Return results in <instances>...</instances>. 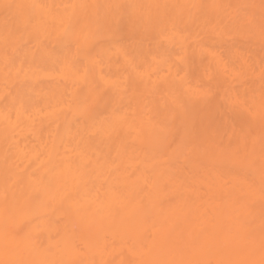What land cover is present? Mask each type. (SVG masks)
Masks as SVG:
<instances>
[{
    "label": "bare ground",
    "instance_id": "bare-ground-1",
    "mask_svg": "<svg viewBox=\"0 0 264 264\" xmlns=\"http://www.w3.org/2000/svg\"><path fill=\"white\" fill-rule=\"evenodd\" d=\"M264 0H0V264H261Z\"/></svg>",
    "mask_w": 264,
    "mask_h": 264
},
{
    "label": "snow or ice",
    "instance_id": "snow-or-ice-1",
    "mask_svg": "<svg viewBox=\"0 0 264 264\" xmlns=\"http://www.w3.org/2000/svg\"><path fill=\"white\" fill-rule=\"evenodd\" d=\"M262 144H264V140H262ZM261 250L262 252H264V237H262V240H261ZM261 264H264V260L261 261Z\"/></svg>",
    "mask_w": 264,
    "mask_h": 264
}]
</instances>
